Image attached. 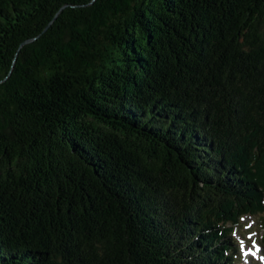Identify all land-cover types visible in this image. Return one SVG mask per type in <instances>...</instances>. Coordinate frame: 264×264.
I'll return each instance as SVG.
<instances>
[{"label": "trees", "instance_id": "16d2710c", "mask_svg": "<svg viewBox=\"0 0 264 264\" xmlns=\"http://www.w3.org/2000/svg\"><path fill=\"white\" fill-rule=\"evenodd\" d=\"M247 214L264 0H0V264H237Z\"/></svg>", "mask_w": 264, "mask_h": 264}, {"label": "rangeland", "instance_id": "374dc122", "mask_svg": "<svg viewBox=\"0 0 264 264\" xmlns=\"http://www.w3.org/2000/svg\"><path fill=\"white\" fill-rule=\"evenodd\" d=\"M237 251V264H264V225L262 214H247L234 225L231 234Z\"/></svg>", "mask_w": 264, "mask_h": 264}, {"label": "water", "instance_id": "95a60500", "mask_svg": "<svg viewBox=\"0 0 264 264\" xmlns=\"http://www.w3.org/2000/svg\"><path fill=\"white\" fill-rule=\"evenodd\" d=\"M28 41H29V40H26V41H24V43H25V42H28Z\"/></svg>", "mask_w": 264, "mask_h": 264}]
</instances>
